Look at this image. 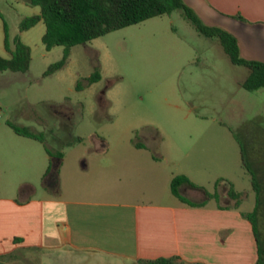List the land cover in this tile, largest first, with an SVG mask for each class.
Here are the masks:
<instances>
[{
	"label": "rangeland",
	"instance_id": "obj_1",
	"mask_svg": "<svg viewBox=\"0 0 264 264\" xmlns=\"http://www.w3.org/2000/svg\"><path fill=\"white\" fill-rule=\"evenodd\" d=\"M36 13L38 6L24 0H0V56H9L3 22L9 49L14 37L29 49L25 71H0V146L10 149L16 138L36 151L53 154L62 147L66 152L63 175L49 191L42 190L34 173L35 196L57 197L65 188V170L85 148L98 147L103 152L93 157L87 151L85 158L107 166L98 183L102 188L127 187L139 200L176 202L167 184L142 168L154 159L165 172L184 174L206 192L218 194L215 200L186 186L180 189L183 196L207 205H233L227 195L231 186L240 193L238 209L248 213L255 206L250 170L259 187L257 236L264 241V87L240 86L248 69L232 64L217 38L199 34L180 10H173L75 44L65 64L45 74L63 47H43L41 21L19 31V21ZM94 69L99 80L83 85ZM77 81L83 85L79 90ZM8 125L42 140L21 139ZM5 158L10 160L8 154ZM8 166L2 158V195L9 194L14 179ZM0 264L49 261L38 250L23 249L1 256Z\"/></svg>",
	"mask_w": 264,
	"mask_h": 264
},
{
	"label": "crops",
	"instance_id": "obj_2",
	"mask_svg": "<svg viewBox=\"0 0 264 264\" xmlns=\"http://www.w3.org/2000/svg\"><path fill=\"white\" fill-rule=\"evenodd\" d=\"M183 1L203 22L234 35L242 58L264 62V0ZM10 129L21 139H33ZM10 141V149L0 146V160L9 162L14 177L9 194H0V257L35 249L49 264H136L138 259L171 256L183 264L257 260V244L240 203L188 206L177 198L139 200L127 187L102 188L98 183L107 166L85 158L87 151L93 157L103 152L98 147L85 148L65 170V188L57 197H36L34 173L42 190L49 191L63 175L66 152L61 147L51 154L16 138ZM143 164L156 182L169 188L173 172H165L154 159ZM184 187L179 186V193Z\"/></svg>",
	"mask_w": 264,
	"mask_h": 264
},
{
	"label": "trees",
	"instance_id": "obj_3",
	"mask_svg": "<svg viewBox=\"0 0 264 264\" xmlns=\"http://www.w3.org/2000/svg\"><path fill=\"white\" fill-rule=\"evenodd\" d=\"M27 4L38 6V13L23 17L18 23L19 31L26 30L41 21L44 31L40 37L43 47L48 50L52 46H62L60 59L51 63L45 74L61 68L68 56L69 48L75 44L87 42L95 37L104 35L110 31L132 25L147 18L161 14H169L173 10H180L188 19L195 30L205 37L217 38L223 51L232 64L242 65L248 69L240 86L246 90H255L264 87V62L244 59L239 55L237 40L227 30L204 23L195 11L184 3L183 0H24ZM234 18L240 19L239 15ZM3 27V46L9 51L8 57L0 56V71H25L29 63V49L17 37L13 39V48L9 49L6 36L5 23ZM100 75L94 69L84 81L85 86L99 80ZM79 81L75 88L83 86ZM19 135L42 140L40 135H35L22 128L12 126ZM137 146H140L136 144ZM242 166L245 167L244 162ZM250 175V185L255 193V206L248 213L243 214L251 225V229L257 244V260L254 264H264V241L260 242L256 230V214L259 202V187L254 172L247 171ZM219 179L215 181V184ZM186 185L190 188L200 189L207 198L217 200L216 192L208 193L200 186L191 182L184 174H175L169 182L171 195L188 206H201L205 200L194 201L179 193V186ZM227 195L234 200L233 206L239 204L240 193L227 189ZM136 264H183L177 257H158L155 259H138Z\"/></svg>",
	"mask_w": 264,
	"mask_h": 264
}]
</instances>
